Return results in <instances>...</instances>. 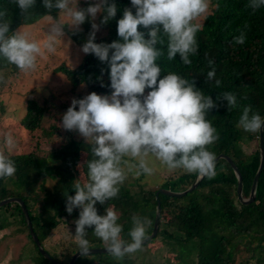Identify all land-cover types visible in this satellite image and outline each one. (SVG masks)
<instances>
[{"label":"trees","instance_id":"16d2710c","mask_svg":"<svg viewBox=\"0 0 264 264\" xmlns=\"http://www.w3.org/2000/svg\"><path fill=\"white\" fill-rule=\"evenodd\" d=\"M5 2L0 0V4ZM109 2L117 5V15L107 25L101 26L107 33L100 39L96 37V43L110 44L119 40L117 21L123 16V9L131 7L130 0ZM249 3L250 0H211L210 13L204 17L203 28L197 33L198 53L190 56L192 64L183 65L179 56L168 61L166 46L164 56L158 61L163 74L174 71L185 78L194 79L195 86L205 95H210L217 104L216 108L210 110L207 119L217 129L219 140L209 146V150L216 157L221 154L229 156L236 164L243 178L244 199L250 197L261 163L260 132H245L237 125L243 108L247 106L264 117V6L253 10L248 7ZM31 12L33 18L25 20L18 6L10 5V32L21 25L35 24L40 16L47 14L43 0H36ZM58 13L59 10L54 9L51 15L55 17ZM101 19L102 15H99L98 24ZM84 26L83 31L64 27V31L81 47L91 32L88 19ZM138 30L145 32V38H148L147 29L141 26ZM240 31L245 33L246 40L243 45H236L233 38L240 35ZM208 60L214 61L220 87H216L215 80H207V72L211 70ZM55 71L66 76L74 90L84 86V96L87 90L98 95H111L113 91L109 64L102 63L94 54H85L75 68L62 64ZM19 72L15 66L6 65L0 60V74L6 82ZM4 85L0 84V94ZM148 91L146 89L145 94ZM225 92L236 95L238 107L228 109L227 102L219 100ZM83 95L78 93L77 100L82 99ZM0 112L5 114L2 101ZM46 112L45 106L29 99L21 125L30 134L38 130L49 137L58 134L57 126L43 129ZM91 147V142L86 143L78 132L65 130L60 146L45 156L35 152L8 155L15 162L17 171L12 177L0 179V202L19 198L25 203L33 230L44 247L50 233L58 225L68 223L67 219L79 218V209H74L71 215L66 211V198L75 195L74 181L79 180L81 184L87 182V161L93 158ZM170 173L156 187L141 182L143 175L134 179L128 177L120 186L116 198L105 205L97 203L98 214L103 216L107 207L114 206L119 215L118 223L123 226L121 236L128 242H131L128 233L133 227V215L146 216L151 221L146 233V238L149 237L154 230L158 191H187L199 176L183 170ZM216 173L211 179L205 176L193 191L184 196L158 194L161 209L157 234L136 251V257L127 254L123 259H116L103 252L82 255L74 264H237V258L244 253H249L251 260L243 259L244 263L264 264V166L258 179L255 200L249 204L242 203L238 198V179L227 160L216 161ZM48 180H54L52 189L45 185ZM87 232L90 249L106 248L103 241L93 234L94 228L87 229ZM0 234H3L2 240L6 236L25 234L30 244L25 249L28 255L26 259L31 264H54L40 253L32 240L17 202L0 207ZM158 242L167 248L166 255L160 258L152 253V245ZM239 245L245 249L238 248ZM45 249L59 264H69L79 251L75 241L60 246L59 252Z\"/></svg>","mask_w":264,"mask_h":264},{"label":"clouds","instance_id":"9594fccd","mask_svg":"<svg viewBox=\"0 0 264 264\" xmlns=\"http://www.w3.org/2000/svg\"><path fill=\"white\" fill-rule=\"evenodd\" d=\"M210 2L130 0L131 7L124 8L122 18L117 21L119 40L109 44L95 40L100 27L117 15L114 2L96 0L87 8H78V0H43L47 14L40 19L48 21L49 27L42 46L22 28L10 32L9 6H18L25 20H29L33 18L31 10L36 0H6L0 4V60L6 65L28 73L36 69L38 57L45 54L42 48L48 53L56 52L65 36V25L51 15L56 9L67 18L69 27L77 31L91 18L92 30L82 52L94 54L110 67L111 95L92 92L83 99L73 98L62 116L65 130L78 132L92 145L93 158L87 161V182L74 181L75 195L66 198L69 215L79 209V218L74 221L75 235L68 234L82 255L90 252L89 228H94L93 234L116 259L141 249L151 225L148 217L133 215V227L128 233L131 242H128L121 236L123 226L118 223L119 215L114 206L107 207L103 216L96 207L97 203L105 205L116 198L129 174L150 177L157 171L155 161L166 166L169 172L183 170L210 179L217 174V157L209 146L219 140V134L207 119L217 104L195 86L194 79L174 71L163 74L158 63L166 46L168 61L179 56L183 65L192 64L190 56L198 53L197 33L203 28L195 21L208 13ZM262 6L264 0H250L248 5L253 10ZM98 14L102 15L100 24L95 23ZM141 26L148 30V38L145 32L138 30ZM245 40V33L240 31L233 43L243 45ZM208 67L211 70L207 72V80H215L216 87H220L213 60H208ZM3 83L6 79L0 74V84ZM101 86H104L102 82ZM146 89L150 90L147 95ZM219 100L226 101L228 109L238 107L237 97L232 92L223 93ZM262 126L264 117L254 113L250 106L244 107L237 127L259 133ZM4 144L9 149L15 147L11 133L5 135ZM16 171L15 162L0 150V179L12 177Z\"/></svg>","mask_w":264,"mask_h":264},{"label":"rangeland","instance_id":"374dc122","mask_svg":"<svg viewBox=\"0 0 264 264\" xmlns=\"http://www.w3.org/2000/svg\"><path fill=\"white\" fill-rule=\"evenodd\" d=\"M95 2L96 0H78L77 7L87 8L88 4H94ZM210 10L211 7L209 6L208 13H210ZM208 13L195 22L202 24L204 17ZM99 15H97V19L95 20L97 24ZM53 18L59 20L61 24L66 25L69 30H75L69 27V21L66 17L60 15V13ZM90 19L88 18L89 21ZM84 25L85 23L79 27L78 31H83L85 28ZM48 27L49 22L40 19L35 24L21 25L18 29L22 28V31L28 32L31 39L36 40L42 46L47 38L45 32ZM106 33L100 27V30L96 33V37L100 39ZM42 51H45V54L38 57L36 69L28 73L20 71L16 76L11 77L5 83L0 94V101L3 102V107L5 108L4 115L0 112V150L5 151L7 155L35 152L40 156H45L51 150L60 146L65 135V129L62 127V116L71 106L72 99H77L78 93L83 95V91L85 90L84 86L74 90L66 76L55 71L62 64L71 68L77 67L85 55L82 52V47L76 44L70 35L65 32L62 43L57 45L55 53H48L43 48ZM88 92V90L85 92V96L83 95L82 99L87 94H91ZM29 99H34L47 108L42 125L43 129L48 130L53 126H57L59 128L58 134L49 137L39 130L30 134L24 129L21 125V120L26 113ZM7 133H11L13 136L15 142L14 148L9 149L4 144V138ZM154 164L157 168L156 173L150 177L143 176L141 182L148 184V186L156 187L171 173L159 161H155ZM128 177H132V179L136 178L133 174H129ZM45 185L47 188L52 189L54 180H48ZM74 221L75 219H69V221L67 219L68 223L58 225L50 233L45 242V247L52 252H59L60 246L74 241L69 236V234L72 236L75 235ZM2 235L0 234V264H31V261L29 262L26 259L28 255L25 249L26 246L29 247L28 245H30L28 244L27 236L25 234L12 237L6 236L2 240ZM238 248L245 249L242 245H239ZM152 253L160 258L166 255L167 248H164L158 242L152 245ZM131 254L134 257L137 256V252ZM243 259H249V253H244V255L240 254L237 258V264H246L243 262ZM249 263L252 264L253 262Z\"/></svg>","mask_w":264,"mask_h":264},{"label":"water","instance_id":"95a60500","mask_svg":"<svg viewBox=\"0 0 264 264\" xmlns=\"http://www.w3.org/2000/svg\"><path fill=\"white\" fill-rule=\"evenodd\" d=\"M263 129H264V126H262V130L260 132V153H261V163H260V167L257 171V174L254 178V181H253V184H252V188H251V193H250V197L248 199H244L243 198V194H242V184H243V178H242V174L240 172V170L238 169V167L236 166V164L232 161V159L227 156V155H224V154H221L219 156H217V160L219 159H225L227 160L231 167L233 168L235 174H236V177L238 179V186H237V194H238V198L240 199V201L244 204H249L251 202H253L255 200V197H256V188H257V183H258V179H259V176L262 172V169H263V166H264V135H263ZM204 177H201V176H198L196 181L194 182V184L187 190V191H184V192H181V193H177V192H173V191H169V190H165V189H160L157 193V200H158V203H157V213H156V218H155V223H154V230L152 232V234L147 237L143 244L147 243V241L150 239V238H153L156 234H157V231H158V228H159V223H160V201L158 199V194L159 193H163V194H167V195H170V196H177V197H180V196H184L186 195L187 193L193 191L196 186L198 185V183L203 179ZM12 202H17L21 209H22V212L24 214V217H25V220H26V223H27V226L29 228V232H30V235L32 237V240L34 241L35 245L37 246L38 250L40 251V253L46 257L48 260H50L52 263L54 264H59L57 263L51 256L50 254L48 253V251L44 248V246L41 244V242L39 241L36 233L34 232L33 230V227H32V223L30 221V217H29V213H28V210L25 206V203L19 199V198H8V199H5L3 201L0 202V207L5 205V204H8V203H12ZM107 253V250L106 248H100V249H90V252L89 254H95V253ZM82 256L81 253L76 252L72 259L70 260L69 264H74V262L80 257Z\"/></svg>","mask_w":264,"mask_h":264}]
</instances>
